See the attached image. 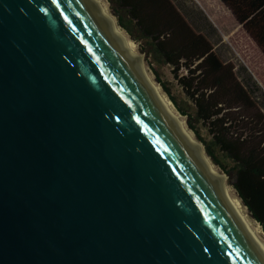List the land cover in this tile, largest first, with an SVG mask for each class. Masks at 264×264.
<instances>
[{"label":"water","instance_id":"95a60500","mask_svg":"<svg viewBox=\"0 0 264 264\" xmlns=\"http://www.w3.org/2000/svg\"><path fill=\"white\" fill-rule=\"evenodd\" d=\"M89 0H0V264H264Z\"/></svg>","mask_w":264,"mask_h":264},{"label":"trees","instance_id":"16d2710c","mask_svg":"<svg viewBox=\"0 0 264 264\" xmlns=\"http://www.w3.org/2000/svg\"><path fill=\"white\" fill-rule=\"evenodd\" d=\"M264 53V0H220ZM117 24L146 40L155 61L187 76L176 78L188 94L183 107L164 91L182 116L193 113L206 137L189 124L207 156L230 179L250 216L264 232V92L247 68L223 62L195 33L170 0H109ZM117 7H114V6ZM212 33L215 30L206 26ZM137 34V36L135 35ZM195 65V66H194ZM194 66V68H192ZM236 69V70H235ZM238 73L245 78L241 81Z\"/></svg>","mask_w":264,"mask_h":264},{"label":"rangeland","instance_id":"374dc122","mask_svg":"<svg viewBox=\"0 0 264 264\" xmlns=\"http://www.w3.org/2000/svg\"><path fill=\"white\" fill-rule=\"evenodd\" d=\"M182 18L187 22L190 28L195 33H200L211 43L214 51L219 58L225 63L233 64L236 69L240 65L247 68L256 83L261 87L264 92V53L257 46L254 40L246 33L242 25L238 23L232 12L220 1V0H170ZM106 4L108 13L113 16L116 21V16L112 11L109 0H103ZM114 7H117L116 5ZM211 26L215 32L208 31L206 26ZM128 40L133 43L136 49V53L142 57V65L148 72L152 81L159 88L163 96L172 104L176 113H178L186 124L188 131L192 134L197 143L201 146L203 152L206 154L203 144L197 139L195 132L190 129L189 124L196 128V130L206 137L204 128L193 116L191 112L188 116H182L180 112L171 102L170 98L164 91V86L169 90L171 96L177 99L178 103L183 107L191 110V105L186 102L188 94L185 89H182L176 78L187 76L188 73L184 66H181L178 71H173L172 68L165 64H160L155 61L150 45L146 43V40L136 41L130 37L121 27ZM137 36V34H135ZM195 66V65H194ZM194 66L192 68H194ZM235 69V70H236ZM238 77L241 81L245 78L238 73ZM261 106L264 104L260 99ZM264 114V107H263ZM207 156V154H206ZM208 157V156H207ZM211 163L218 169L219 173L226 178L228 186H230L234 193L236 200L240 203L243 211L248 216L249 220L259 225L249 214L247 208L243 205L240 198L237 196L235 189L232 187V179H230L224 172L216 166L212 160L208 157ZM260 229L261 226L259 225ZM262 231V229H261ZM263 232V231H262ZM264 236V232H263Z\"/></svg>","mask_w":264,"mask_h":264},{"label":"bare ground","instance_id":"6f19581e","mask_svg":"<svg viewBox=\"0 0 264 264\" xmlns=\"http://www.w3.org/2000/svg\"><path fill=\"white\" fill-rule=\"evenodd\" d=\"M89 2L93 6L97 14L108 25L117 40L121 43V45L128 53L130 59L143 76L144 80L146 81L147 85L149 86L155 97L165 108L186 147L189 149L192 155L204 166V168L212 177L221 180L220 186L223 196L226 198L227 202L229 203L230 207L232 208L233 212L238 217V219L248 229L251 237L258 244H260L264 250V236L259 225L254 224L249 220L248 216L243 211L240 203L236 200L233 189L228 186L226 178L221 175L218 169L211 163L206 154L203 152L201 146L197 143L192 134L188 131L182 117L178 113H176L172 104L163 96L159 88L152 81L148 72L142 65V57L136 53V49L133 43H131L128 40L127 36L123 32H121L120 28H118L113 16L108 13L106 4L103 2V0H89Z\"/></svg>","mask_w":264,"mask_h":264}]
</instances>
